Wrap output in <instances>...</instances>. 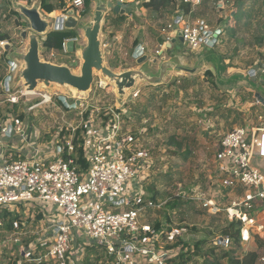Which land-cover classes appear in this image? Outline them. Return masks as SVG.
I'll use <instances>...</instances> for the list:
<instances>
[{"label": "built area", "instance_id": "1", "mask_svg": "<svg viewBox=\"0 0 264 264\" xmlns=\"http://www.w3.org/2000/svg\"><path fill=\"white\" fill-rule=\"evenodd\" d=\"M112 1L129 10L135 3ZM182 1L193 5L200 2ZM66 3V12L57 16H62L63 22L68 16L77 19L84 11V0ZM52 23L53 28L58 27V23ZM161 32V48L180 34L189 50H196L201 45L212 47L220 29L213 32L203 20L191 21L180 14ZM68 40L62 43V52L68 51ZM4 43L0 40V45ZM145 50L144 45L138 44L133 58L146 55ZM7 65L10 71L15 66L13 62ZM249 74L254 75V70ZM10 80L8 76L4 81V99L0 101V105L6 104V109H10L4 114L0 107V213L6 210L18 216L12 220L10 230L4 228L0 217V233H4L2 243L19 247V259L12 264H83L85 246L103 249L105 257L99 264H168L178 250L164 246L184 228L171 225L169 230H157L142 222L145 211L160 209L166 202L150 199L142 189L141 174L148 170L150 156L139 144L140 135L124 129L116 109L120 107L105 110L99 122L92 112L82 113L77 126H56L54 134L40 136L31 115L53 102L54 97L64 110L79 107L77 99L69 103L65 95L39 87L28 91L22 81L11 89ZM64 118L63 114L61 119ZM78 148L86 163L84 168L77 163ZM211 173L209 180L215 189L206 197L189 199L200 201L214 212H228L229 220L240 219L241 239L246 241L252 211L258 203L264 205V125L236 126L226 131L215 151ZM230 194L236 199L224 207V198ZM45 202L61 214L53 212L46 217ZM23 214L42 217L40 236L28 239L25 246L19 236L28 232L30 223ZM214 241L224 247L230 243L224 234L216 235ZM259 261H264V257Z\"/></svg>", "mask_w": 264, "mask_h": 264}, {"label": "rangeland", "instance_id": "2", "mask_svg": "<svg viewBox=\"0 0 264 264\" xmlns=\"http://www.w3.org/2000/svg\"><path fill=\"white\" fill-rule=\"evenodd\" d=\"M60 1L54 0L56 9L52 14H46L39 8V0H0V32L8 34V38L3 40L4 45H0V101L4 99V81L8 76H11V89L16 83L20 84L15 79L16 70L21 66L18 55L25 52L27 37L31 32L30 28L18 24L23 20L16 18L13 13H20L21 6L37 8L40 16L50 22L48 31L53 28L51 24L57 15L61 11L66 12V0L64 5H60ZM142 1L135 0L131 13H122L126 15V19L120 27L111 24L103 29L107 20L111 22L115 17L113 11L107 9L100 39L104 62L114 71L140 67L132 56L138 43L144 45L148 59L155 57L162 60V55H169L170 58V54L164 52L166 48H161L158 41L162 28L171 22L176 11L152 12L140 7ZM199 1L195 5L191 3L195 17L191 18L190 13L185 15L191 21L203 20L213 32L216 29L222 32L217 35L213 48L201 45L195 51L189 50L185 42L176 40L173 43L171 53H182L180 60H185L184 66L193 68L192 72H171L159 85L139 83L122 98L118 97L112 83L99 72H94V81L86 93H78L69 88H49L51 93L65 95L69 103L78 99L83 105L64 110L59 107L57 97H54L53 102L31 115L33 127L39 130L40 136H47V133H55L56 126H77L82 113L92 112L99 122L103 120L105 110L119 106L116 109L124 129L140 135L139 144L150 156L151 164L141 174L142 189L150 195L152 192L148 191V187H153L159 194L157 199L160 202L178 196L182 202V205L173 209H166L162 205L160 209L147 210L143 213L142 222L153 225L158 221L161 224L165 220L164 211L174 226L191 229L197 237L202 236L205 230L214 231L217 235L223 234L222 229L230 221L228 212H214L213 208H204L200 201L189 199L206 197L216 187L212 186L209 176L212 175L213 157L221 134L234 125H264V104L255 97V93L264 97V0ZM94 6L95 0H91L89 7L77 18L78 25L74 28L77 30V40L73 47L76 50L73 53L54 50L51 54L50 51H44L41 44L42 60L65 64L78 72L81 64L80 49L86 42L82 27L92 16ZM43 34L39 35L40 42L43 41ZM135 40L137 45L134 44ZM157 49L159 54L155 53ZM9 62L15 64L11 71L7 65ZM252 69L254 75L249 74ZM234 76L237 79L235 84L247 86H242L236 93L223 80ZM0 107L4 114L10 110L6 109V104H1ZM63 114L65 118L61 119ZM171 137L180 143V150L175 143H169ZM224 199L223 206L226 207L236 198L230 194ZM44 207L46 217L53 212L61 214L59 209L48 202H45ZM29 215L23 214L30 223L28 232L19 236L23 246L28 239H37L42 227L41 214H34L33 217ZM2 234L4 233H0V264H12L19 259V247L14 243L9 246L7 241L2 243ZM89 251L94 252L95 248L85 246L82 261ZM258 254L264 255V249ZM91 258L89 255V259ZM221 264L227 263L222 259ZM255 264H264V261L256 258Z\"/></svg>", "mask_w": 264, "mask_h": 264}, {"label": "water", "instance_id": "3", "mask_svg": "<svg viewBox=\"0 0 264 264\" xmlns=\"http://www.w3.org/2000/svg\"><path fill=\"white\" fill-rule=\"evenodd\" d=\"M107 9L119 14L129 11V9H123L113 1L95 0L92 16L82 27L86 42L80 49L81 64L79 70L74 72L68 65L55 64L41 59L40 47L42 42H40L39 35L46 32L50 22L40 16L37 8L21 6V19L25 26L31 29V32L27 37L28 45L25 52L18 55L22 65L16 73V80L22 81L23 86L28 91L37 87L44 90L58 87L74 89L78 93H86L94 81V72H99L104 79L114 85L116 94L122 98L139 83L161 84L173 70L193 71V69L184 66L178 52L171 53L170 58L161 60L159 63L155 57L149 61L146 55H141L136 58L137 64L140 65L139 68L112 70L104 62L100 39ZM53 22H58V27L53 28V30L74 29L78 24V20L72 16H68L64 22L63 17L59 16ZM176 39L183 42L180 34ZM171 42L165 43V53L167 54L170 50L168 45H171ZM74 43V38L68 40L66 43L68 52L73 51ZM155 65V69L151 68ZM255 97L264 104V97L260 93H255ZM79 103L80 101L77 99L76 104L79 105Z\"/></svg>", "mask_w": 264, "mask_h": 264}, {"label": "trees", "instance_id": "4", "mask_svg": "<svg viewBox=\"0 0 264 264\" xmlns=\"http://www.w3.org/2000/svg\"><path fill=\"white\" fill-rule=\"evenodd\" d=\"M28 2L32 0H27ZM54 0H39V8L46 12L52 13L56 9V5L53 2ZM91 0H84V10L89 7ZM179 3V4H178ZM65 0L60 1V5H64ZM140 7L147 8L152 12L156 13H163L165 10H180L186 14H189L195 17L194 10L191 11V3L190 2H183L182 0H143L140 3ZM176 7V8H175ZM114 20L110 22V20L106 22L105 26L114 24V27H120L121 24L125 21L126 15L115 13ZM16 18L21 20L20 13L14 12ZM110 19V18H109ZM229 21V20H228ZM18 24L25 25L23 21H20ZM222 32V30H220ZM77 37V30L76 29H67L63 28L61 30H50L47 32L45 38L42 41V46L44 51H51V50H62V43L65 39L76 38ZM8 38L7 33L0 32V40H4ZM137 40L134 41V44L137 45ZM76 50L75 48L71 53ZM109 65L112 66V63L109 62ZM115 67V66H114ZM1 76L2 78L4 77ZM264 83V80L263 82ZM87 113L85 114V117ZM79 134V130L77 131ZM169 143H175L178 150H180L181 146L179 142H176L173 137L169 139ZM186 153H189L187 151ZM185 153V154H186ZM183 155V157L185 156ZM77 163L80 167L84 168L86 166L85 161L82 158L81 148H78V159ZM148 191L152 193L148 195L150 199L156 201L157 196H159L158 192L153 189V187H148ZM180 198L174 197L166 201L163 205L166 209H173L181 204ZM191 203V202H189ZM18 214L15 212H9L4 210L0 213V217L4 219V228L10 230L12 229V220L17 218ZM164 222L160 224V222H155L153 227L157 230L167 229L169 230L172 222L169 221L167 213L163 211ZM241 228H242V221L240 219H232L230 220L227 225L222 229L223 234L227 235L230 239V243L228 246L224 247L223 245L217 244L214 241L217 233L210 230L203 231L202 236H196L193 234L191 229H184L180 235H178L173 242H168L165 244L164 248L171 249L177 248L178 252L175 256L168 260V264H221V260H225L227 264H255V260L257 254L254 251H248L243 253L242 256H239L241 252ZM246 235V233H245ZM95 248L94 252H88L85 256V260L83 264H99L98 261L105 257V253L103 249L96 246H90ZM89 255H91V259H89ZM200 259V261H197Z\"/></svg>", "mask_w": 264, "mask_h": 264}, {"label": "crops", "instance_id": "5", "mask_svg": "<svg viewBox=\"0 0 264 264\" xmlns=\"http://www.w3.org/2000/svg\"><path fill=\"white\" fill-rule=\"evenodd\" d=\"M204 1V0H203ZM135 4V3H134ZM195 9V8H194ZM131 11H132V8L128 11V12H130L131 13ZM192 11V10H191ZM44 12V11H43ZM128 12L127 13H125V14H128ZM44 13H46V12H44ZM53 13V12H52ZM60 13H63V11H61ZM60 13H59V15H60ZM46 14H51V13H46ZM180 14H182L184 17H185V19H187L188 17L185 15L186 13H184L183 11H180V10H176V13H175V15L173 14L172 15V17H171V19H173L174 18V16H177V15H180ZM58 16V15H57ZM190 17H191V15H190ZM192 18V17H191ZM188 19H190V18H188ZM52 25V24H51ZM78 25V24H77ZM50 30H52V29H49L48 31H50ZM47 30H46V32L43 34L44 35V37H43V39L45 38V36H46V34H47V32H48ZM173 33V35L175 34V32H172ZM160 41H158V43L160 44V42L162 41V39H163V34H162V32H160ZM177 36H178V34H176L175 36H174V38L172 39V41L173 42H171V45H168L170 48V50H169V52H168V54H170V56H171V50H172V48H173V43L176 41V40H178V39H176L177 38ZM69 39V38H68ZM64 41H66V39L64 40ZM63 41V42H64ZM42 42V41H41ZM157 43V44H158ZM42 44V43H41ZM138 44H141V43H138ZM159 46V45H158ZM210 48H213V46L212 47H210ZM161 50V49H160ZM62 51V50H61ZM196 51V50H195ZM51 52V54H53V52H54V50H51L50 51ZM161 52H163V50L161 51ZM164 52H166V51H164ZM166 54V53H165ZM148 55V54H147ZM146 55V56H147ZM149 56V55H148ZM147 56V57H148ZM178 56H182V53H179L178 54ZM153 58V57H152ZM152 58H149V61L152 59ZM169 58V55H162V60H165V59H168ZM161 60H157V63H159ZM182 61V60H181ZM184 62H185V60L183 61V64H184ZM153 67H155L156 68V65L155 66H153ZM188 68V67H187ZM130 69V68H129ZM189 69H193V68H190L189 67ZM180 71H182V70H173V71H171V72H173V73H177V72H180ZM184 71V70H183ZM189 72V71H188ZM240 75V74H239ZM241 76V75H240ZM224 81H226L227 82V84L226 85H228V87L229 88H231V90L234 92V93H236L242 86L243 87H247L246 85H243V84H238V83H236L235 84V81L237 80L236 79V77L234 76V77H232V78H228V79H223ZM234 81V82H233ZM225 83V82H224ZM233 127H236V125H234ZM232 127V128H233ZM225 132H223L221 135H223ZM263 203H258L257 205H256V207L254 208V210L252 211V217H253V221H252V223L250 224V230H249V238L246 240V241H242L241 242V248H242V250H241V252H240V255L242 256V254L243 253H246V252H248V251H254L256 254H257V260H259V258L261 257V256H263L264 257V255H262V254H258V252L259 253H261L262 252V250L264 249V205H262Z\"/></svg>", "mask_w": 264, "mask_h": 264}, {"label": "bare ground", "instance_id": "6", "mask_svg": "<svg viewBox=\"0 0 264 264\" xmlns=\"http://www.w3.org/2000/svg\"><path fill=\"white\" fill-rule=\"evenodd\" d=\"M57 23H58V22H57ZM245 233H246V232L244 231V235H245ZM246 235H247V233H246Z\"/></svg>", "mask_w": 264, "mask_h": 264}]
</instances>
